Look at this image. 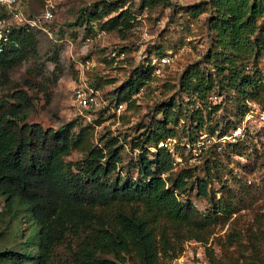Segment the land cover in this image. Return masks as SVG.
<instances>
[{
	"label": "rangeland",
	"instance_id": "obj_1",
	"mask_svg": "<svg viewBox=\"0 0 264 264\" xmlns=\"http://www.w3.org/2000/svg\"><path fill=\"white\" fill-rule=\"evenodd\" d=\"M108 1L116 0H21L20 5L29 16L53 4L54 17L42 23L44 28L32 27L36 51L9 68V82L0 88V95L22 88L33 101L27 121L57 128L75 120L74 134L84 127L91 130L90 145L107 150L114 141L120 158L110 180L115 176L141 179L143 156L151 159L154 167L160 148L145 136L164 122L162 103L170 99L183 103L186 110L179 113L175 123L167 124L173 135L160 140H167V145L158 142L167 153L164 158L170 162V168L161 175L172 179L179 171L189 170L191 177L185 178L182 189L175 190L181 202L189 201L204 213L216 208L214 202L227 210L222 209L208 232H199L201 239L187 238L185 226L162 220L160 225L165 223L169 244L159 245L160 261L214 264L212 259H219L221 264H261V259L264 264V104L243 98L234 90L220 95L215 88L205 103L197 95L192 98L194 102L188 103L189 97L178 86L188 65L197 63L204 70L214 71L211 58L206 56L214 49L209 10L195 17L190 15L188 6L201 0H170L171 4L158 0L143 6L138 5L139 0H125L121 8L102 15L100 20H83L96 4ZM126 7L133 11V22L129 29L124 28V36L118 28H100V21ZM162 54L168 55V62L155 64L151 78L133 90L129 99L122 100L123 107L118 109L116 93L134 77L133 69ZM239 62L245 73L264 81V51L256 58L242 55ZM170 84L176 86L169 88ZM76 87L98 90L100 103L95 107H78L73 100ZM210 103L220 107L208 113L206 105ZM195 108L207 118L201 127L189 118ZM234 112H238L237 117L232 115ZM224 115L235 119L232 121L242 127V135L230 137L233 126L225 125ZM208 125L216 128L214 133L208 131ZM222 127L227 128L224 133L229 138L219 137ZM85 150L76 147L65 156L74 170L80 168ZM202 179L207 195L198 191ZM0 213V249L35 254L38 225L26 206L17 201L8 206L0 197ZM69 257L68 243L56 246L55 260Z\"/></svg>",
	"mask_w": 264,
	"mask_h": 264
},
{
	"label": "trees",
	"instance_id": "obj_2",
	"mask_svg": "<svg viewBox=\"0 0 264 264\" xmlns=\"http://www.w3.org/2000/svg\"><path fill=\"white\" fill-rule=\"evenodd\" d=\"M157 1L139 0L138 5ZM124 2L96 4L83 20L88 23L96 18L100 20L102 15L121 8ZM206 10H209V27L214 32V49L206 56L211 58L214 71L204 70L197 63L187 66L179 77L178 86L189 97L188 103L194 102V95L205 103V98L215 88L220 95L234 90L243 98L264 104V81L255 74L245 73L239 62L242 55L256 58L264 51V0H201L188 6L194 17ZM132 22L133 11L126 7L100 21L99 25L108 30L118 28L123 35L124 28L129 29ZM35 42L32 27H11L9 41L0 51V88L9 82V68L29 52L36 51ZM148 61L133 69L135 75L116 93L115 105L129 99L133 90L151 78L155 67ZM173 86L176 85L170 84L169 88ZM32 105L31 96L19 87L0 95V197L8 206L17 201L30 211L38 225V251L32 254L0 249V264H163L158 256L159 245L165 247L169 242L165 223L160 225L162 220L185 226L187 238L201 239L199 232H208L218 221L222 209L227 210L214 202L216 208L204 213L189 201L181 202L175 190L182 189L185 178L191 177L189 170L179 171L172 179L161 175L170 168V162L164 158L167 153L158 142L173 135L172 127L167 124L168 121L175 123L179 113L186 110L183 103L173 99L162 103L164 122L155 125L145 136L148 142L160 148L157 161L152 167L151 159L140 158L143 175L139 180L120 176L110 180L120 158L114 141L107 150L90 145L91 130L84 127L74 134L75 120L57 128L29 122L28 110ZM206 107L211 113L220 105L210 103ZM237 113L232 115L237 117ZM189 115L196 127H201L207 119L199 108ZM223 118L226 126H235L234 118L225 115ZM215 129L208 125L211 134ZM226 131L227 128L222 127L218 134ZM76 147L86 150L80 168L74 170L65 156ZM198 191L207 195L203 179L198 182ZM63 242L69 245L70 257L57 261L55 249ZM72 242L74 246L70 245ZM212 261L221 264L219 259Z\"/></svg>",
	"mask_w": 264,
	"mask_h": 264
},
{
	"label": "built area",
	"instance_id": "obj_3",
	"mask_svg": "<svg viewBox=\"0 0 264 264\" xmlns=\"http://www.w3.org/2000/svg\"><path fill=\"white\" fill-rule=\"evenodd\" d=\"M21 0H0V51L3 49L4 45L9 41V33L11 27L19 25H28L29 27L40 26L44 28L45 21H51L54 17L53 4H49L40 13L35 16H28L22 9ZM169 57L167 54L158 55L157 57H152L149 62L150 65L155 67V64L161 65L168 62ZM98 90L93 88H83L76 87L73 90V100L74 103L80 108H88L97 106L101 99ZM123 107L122 102L117 103V108L121 109ZM242 127L236 125L233 126L230 137H237L242 135ZM228 134L222 133L219 137L223 139L229 138ZM218 137V138H219ZM167 140L160 141V145H167Z\"/></svg>",
	"mask_w": 264,
	"mask_h": 264
}]
</instances>
